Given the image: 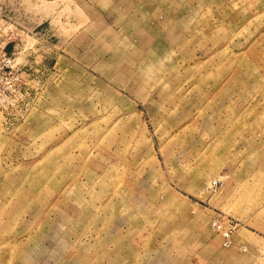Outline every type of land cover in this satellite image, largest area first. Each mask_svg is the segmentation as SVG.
Wrapping results in <instances>:
<instances>
[{
	"label": "rangeland",
	"instance_id": "1",
	"mask_svg": "<svg viewBox=\"0 0 264 264\" xmlns=\"http://www.w3.org/2000/svg\"><path fill=\"white\" fill-rule=\"evenodd\" d=\"M3 22L0 264H264V0H0Z\"/></svg>",
	"mask_w": 264,
	"mask_h": 264
},
{
	"label": "built area",
	"instance_id": "2",
	"mask_svg": "<svg viewBox=\"0 0 264 264\" xmlns=\"http://www.w3.org/2000/svg\"><path fill=\"white\" fill-rule=\"evenodd\" d=\"M4 23L3 32L0 33V55L2 56V66L9 67L7 74L0 75V80H3L0 84V106L4 104V100L10 99V95H15L14 92L17 90V81L21 82L22 70L15 69L13 71V66L9 64V54L7 50V45L12 42L15 38V31L11 28L12 23ZM12 73L11 77L8 73ZM13 81V82H12ZM23 94H21L22 96ZM4 106L0 107V113H3ZM226 174H218L209 179V181L204 185L205 190L208 192H214L224 181ZM236 218L215 213L210 218V226L213 230L219 232L222 237V244L227 245L230 242L231 235L235 228L237 227Z\"/></svg>",
	"mask_w": 264,
	"mask_h": 264
}]
</instances>
